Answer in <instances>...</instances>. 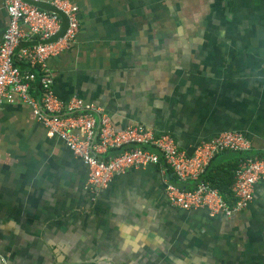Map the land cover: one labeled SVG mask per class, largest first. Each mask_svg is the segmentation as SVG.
Wrapping results in <instances>:
<instances>
[{"label":"crops","instance_id":"0c3cea01","mask_svg":"<svg viewBox=\"0 0 264 264\" xmlns=\"http://www.w3.org/2000/svg\"><path fill=\"white\" fill-rule=\"evenodd\" d=\"M49 1L39 6L51 10ZM66 1L78 8L79 35L47 63L57 99L84 100L116 130L169 133L189 153L222 132L242 133L252 143L242 156L264 158V0H201V14L232 17L217 27L168 24L167 0ZM8 21L0 0V43ZM65 27L63 18L56 40ZM239 157L221 154L213 170ZM161 171H130L91 191L85 167L46 137L31 108L4 106L0 264H264V182L239 214L210 217L170 207Z\"/></svg>","mask_w":264,"mask_h":264},{"label":"built area","instance_id":"2783aa9c","mask_svg":"<svg viewBox=\"0 0 264 264\" xmlns=\"http://www.w3.org/2000/svg\"><path fill=\"white\" fill-rule=\"evenodd\" d=\"M3 2L9 21L0 43V110L18 103L31 108L46 137L60 140L85 167L89 190L104 191L115 178L130 171L162 166V174L166 167L178 182L196 184L192 189H180L164 182V198L173 209L204 210L210 217L231 218L250 205L256 184L264 182L262 157L239 160L230 201L209 183L199 181L218 155L251 150L252 143L244 134L222 132L189 153L180 149L169 133H157L146 126L116 130L108 115L84 100L74 97L61 102L54 94L47 63L76 42L78 8L66 0L49 1L51 10L39 6L43 0ZM63 18V35L51 40L60 31ZM37 89L39 97H35Z\"/></svg>","mask_w":264,"mask_h":264},{"label":"rangeland","instance_id":"374dc122","mask_svg":"<svg viewBox=\"0 0 264 264\" xmlns=\"http://www.w3.org/2000/svg\"><path fill=\"white\" fill-rule=\"evenodd\" d=\"M201 0H180V5L178 4L179 2L174 0H167V11H166V22L173 23V19L175 17H179L178 22H183V23H218V24H207L212 27H217L219 26L221 22L223 23H230L231 19L227 18V15L219 14L215 12H208L204 14V11L209 9L211 5L213 6L215 3V0H210L209 2H206L205 5H210V7L203 8V13L199 11V5ZM222 10V9H219ZM185 12V14L183 13ZM176 14V15H175ZM179 15V16H178Z\"/></svg>","mask_w":264,"mask_h":264},{"label":"trees","instance_id":"16d2710c","mask_svg":"<svg viewBox=\"0 0 264 264\" xmlns=\"http://www.w3.org/2000/svg\"><path fill=\"white\" fill-rule=\"evenodd\" d=\"M56 36L53 37L51 40H54V39L56 40ZM227 153H233V154H239L240 155L239 159H236L237 161H236L235 165L230 166L228 168H222V169H218L217 171H214L212 165H213V162L215 161V159L219 156L218 155L217 157H215L212 160L210 165L207 167L206 171L201 175L199 181L209 183L213 188H216L219 191V193L222 195V197L225 200L230 201L232 198V192L230 190V187L234 181V174L233 173H235L238 162L242 158L252 157L253 155L250 154V155L242 156L243 154L248 153V152H245V153L227 152ZM111 154L115 155L114 152H112ZM164 168H165L166 177H167V180L169 181V183L173 184L174 186H176L180 189H192L193 187H195V185H196L195 183H190V182L189 183H180V182H178L176 180L174 174L168 168H166V167H164ZM220 172H222L223 174Z\"/></svg>","mask_w":264,"mask_h":264}]
</instances>
